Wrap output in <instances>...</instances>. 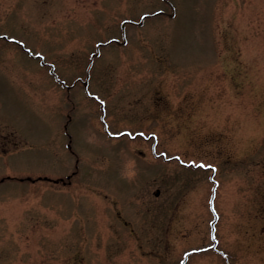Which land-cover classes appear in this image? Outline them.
Segmentation results:
<instances>
[{"label": "rangeland", "instance_id": "rangeland-1", "mask_svg": "<svg viewBox=\"0 0 264 264\" xmlns=\"http://www.w3.org/2000/svg\"><path fill=\"white\" fill-rule=\"evenodd\" d=\"M182 263L264 264V0H0V264Z\"/></svg>", "mask_w": 264, "mask_h": 264}, {"label": "clouds", "instance_id": "clouds-1", "mask_svg": "<svg viewBox=\"0 0 264 264\" xmlns=\"http://www.w3.org/2000/svg\"><path fill=\"white\" fill-rule=\"evenodd\" d=\"M89 142H91V140H89ZM136 175H137L136 161L133 158H129L126 160V162L124 163L121 169L120 172L121 179H124L128 182H132L135 179Z\"/></svg>", "mask_w": 264, "mask_h": 264}, {"label": "snow or ice", "instance_id": "snow-or-ice-1", "mask_svg": "<svg viewBox=\"0 0 264 264\" xmlns=\"http://www.w3.org/2000/svg\"><path fill=\"white\" fill-rule=\"evenodd\" d=\"M140 135H143L142 133ZM200 167H205L204 165H200Z\"/></svg>", "mask_w": 264, "mask_h": 264}, {"label": "water", "instance_id": "water-1", "mask_svg": "<svg viewBox=\"0 0 264 264\" xmlns=\"http://www.w3.org/2000/svg\"><path fill=\"white\" fill-rule=\"evenodd\" d=\"M172 15V14H171Z\"/></svg>", "mask_w": 264, "mask_h": 264}]
</instances>
